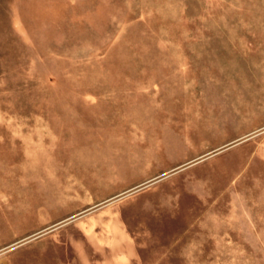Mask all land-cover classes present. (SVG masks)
Masks as SVG:
<instances>
[{"label": "rangeland", "instance_id": "374dc122", "mask_svg": "<svg viewBox=\"0 0 264 264\" xmlns=\"http://www.w3.org/2000/svg\"><path fill=\"white\" fill-rule=\"evenodd\" d=\"M0 264H264V0H0Z\"/></svg>", "mask_w": 264, "mask_h": 264}]
</instances>
